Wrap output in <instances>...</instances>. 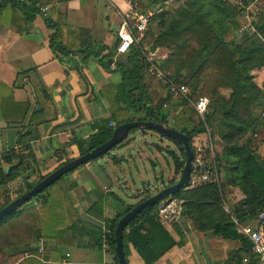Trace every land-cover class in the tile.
Listing matches in <instances>:
<instances>
[{"label": "trees", "instance_id": "trees-1", "mask_svg": "<svg viewBox=\"0 0 264 264\" xmlns=\"http://www.w3.org/2000/svg\"><path fill=\"white\" fill-rule=\"evenodd\" d=\"M11 1L20 3L19 0ZM254 1L238 0V3L232 6L234 13L231 14L224 0H186L175 14L162 15L160 27L163 32L155 37L152 49L167 47L171 51L169 58L160 65L166 74H170L169 80L178 82L181 70L191 69V76L186 82L190 94L171 92L167 81L165 86L155 78L150 81L149 74L143 70L146 63L147 68L149 67V63L143 51L138 46H133L126 61L130 64L117 63V69L122 74V83L115 87L117 93L110 100L116 127L132 121L158 123L162 119L170 127L189 137L194 152L191 180L172 197L184 201L182 216H186L194 227L200 231L211 230L214 235L225 241L237 242L238 247L231 250L226 264H244V258L251 255L250 242L238 233L236 221L240 224L251 223L264 212V158L251 145L252 137L241 144L246 134H253L257 130V125L264 127V104L256 102L260 98L264 99V91L256 85L254 75L251 74L253 70L264 66V14L258 12L255 15L252 22L255 33L243 32L237 43H228L224 39L228 30H241L235 20L236 12L246 10ZM37 2L39 0H29L28 3L20 4ZM51 20L46 19L47 27L53 30L50 48L60 62L71 63L78 55L83 56L82 58L94 56L105 68L111 67L109 60L113 58V54L109 52L102 55L107 47L97 52L87 51L82 48L80 42L74 43V39L65 36L62 24ZM77 65L73 68H77ZM159 87L167 91L164 101L157 92ZM219 88L230 89V97H219ZM178 96L182 100L178 99ZM201 97L210 100L208 112L204 117L198 114L194 106ZM169 105H172V112L166 110ZM257 109L263 111L258 116ZM197 118L199 121L196 124ZM217 123H223L228 128V132L223 136L225 148L221 155L214 158L213 168H206L203 160L196 166V147L193 139L200 134H209L212 140H215ZM114 129L102 124L97 133L78 140L76 143L80 155L87 154L110 140ZM167 139L179 146L183 157L178 158L172 153L176 170L183 172L186 161L184 148L177 141ZM124 144L125 141L114 149ZM7 165L12 166L9 171L6 170ZM198 169L202 172L201 176L208 172L210 179L195 184L194 174ZM74 171L19 210L0 220V254L17 250L14 256L24 258V264H45L38 252L40 239L46 243L45 252L47 245L52 242L56 246H70L76 242L74 235L79 218L72 202L76 183L68 179ZM222 171L227 175L228 184L239 188L244 195L243 199L228 210L223 205L227 183L215 180L216 175H220ZM49 174L42 175L30 146H27L24 152L10 150L0 154V187L20 178L25 182L24 194ZM32 177L38 178L34 184L31 183ZM149 198L151 196L145 197L140 203ZM10 202L11 200L5 201L0 210ZM136 206H129L125 213L119 214L112 223H108L114 231L111 246L116 264H119L115 253L116 227L120 219ZM184 237L185 233L177 223L172 225V231L162 224L158 205L150 207L139 213L125 229V255L127 258L131 244L145 264H154L172 248L183 246ZM35 241H38V246L30 248ZM248 264L258 262L252 259Z\"/></svg>", "mask_w": 264, "mask_h": 264}, {"label": "crops", "instance_id": "crops-1", "mask_svg": "<svg viewBox=\"0 0 264 264\" xmlns=\"http://www.w3.org/2000/svg\"><path fill=\"white\" fill-rule=\"evenodd\" d=\"M185 1L172 0L165 4V0H39L36 4L22 5L11 0H1L0 154L10 150L24 152L26 147L30 146L42 175L51 173L67 160L79 157L76 143L78 140L97 133L102 124L111 127L110 123L115 122L110 100L117 93L115 87L122 83V74L117 69V63L130 64L126 61L133 46H138L144 56L148 51L156 53L155 63L160 69L161 63L171 54L167 47L152 49L155 37L163 32L160 17L165 13L175 14ZM224 2L233 14L232 6H235L238 0ZM246 10L254 15L258 12L264 14V0H255ZM238 11L235 20L241 30H228L224 34L228 43H237L243 32L255 33L252 26L253 17L248 13L244 14L242 9ZM139 13L155 15L140 38V43L136 41L128 52L119 53L120 26L124 21L131 23ZM48 18H51L52 22L62 24L65 36L74 39V43L80 42L82 48L87 51L97 52L107 47L102 55L109 52L113 54L110 59L113 62L111 67L105 68L94 56L82 58L83 56L78 55L71 63L60 62L50 48L53 30L46 25ZM76 65L77 68L74 69ZM143 70L144 73L154 76L150 72V66L147 68V63ZM182 74L183 72L180 75ZM251 74L254 75L256 85L264 91V66L253 70ZM168 77L170 79V74ZM169 79H163L161 82L166 85ZM157 92L163 99L167 98L166 90L159 88ZM225 92L231 94L230 89L221 88L218 95L223 97ZM230 94H227L225 99H228ZM256 102L264 104V99L260 98ZM262 109H257V116L263 112ZM217 131L215 140L210 139L214 158L216 153L221 155L225 148L223 136L228 132V128L225 124L218 123ZM148 132L151 131L143 133ZM205 136L207 135L200 134L193 139L196 148H208ZM252 136H259L257 144H253V138L251 145H254L256 150L258 148L257 153L264 158L263 125H257L253 134H246L241 144L246 143ZM128 143L129 137L124 145ZM177 147L179 149V146ZM152 163L155 164L154 161ZM180 175L181 171H177L175 167L173 179L177 180ZM32 179L38 180L35 177ZM68 179L76 183L72 202L79 218L74 235L77 240L70 246L49 243L46 259L58 262L66 254H70L74 264H116L112 252H104L101 248V230L103 226H109L108 223H112L116 216L125 213L129 206H136L145 197L137 196L135 204L116 208L112 203L113 196H109L112 192L103 183L104 175H100L92 161L77 168ZM215 180L228 184L225 172L217 174ZM150 186L152 185L147 188L149 192L152 191ZM233 188L240 191L237 187ZM3 197L0 187V206L5 202ZM243 197L242 194L239 200ZM177 224L185 233L183 246L172 248L154 264H226L231 250L238 247L237 242L225 241L214 235L211 230L200 231L186 216H182ZM167 228L172 231V225ZM36 246L38 241L33 242L30 248ZM16 253L17 250H10L0 254V258L7 262L6 264H24V258L15 257ZM127 260L129 264H145L131 244Z\"/></svg>", "mask_w": 264, "mask_h": 264}, {"label": "rangeland", "instance_id": "rangeland-1", "mask_svg": "<svg viewBox=\"0 0 264 264\" xmlns=\"http://www.w3.org/2000/svg\"><path fill=\"white\" fill-rule=\"evenodd\" d=\"M244 11V14L248 13L251 15V17H253V20L255 19V15L251 11ZM137 40L140 43L139 37H137ZM182 72L183 74L180 75L177 80L180 83L186 84L191 76V69L188 70L187 68H184L181 70V73ZM153 75L155 77L149 75V80L151 81L153 78H155L158 83L163 85L161 81L164 80L158 78L156 74ZM150 81H148V83ZM159 88L163 89L162 87ZM220 89L221 88H219V90ZM225 93V97L223 96V98L228 97L230 94L227 92ZM219 94H221V92ZM177 98L181 99V97L179 96ZM165 99L166 97H164L163 101ZM166 110L172 112V105H169ZM198 121L199 118L196 119L195 123L197 124ZM258 137L255 138V136H252V139H255V142L253 141V144H257ZM205 139L208 142L206 145L208 148H196L195 165L198 166L197 164H200L198 160H203L206 168H213L214 157H212V149L210 145L211 137L209 136V134L205 136ZM223 143L225 144V141ZM253 147L255 146L253 145ZM172 152H174L178 158L183 157L177 145L163 137H160L155 132H148L147 134H144L142 131H132L129 135V143L127 145L116 148L109 154L104 155L98 160L92 162L96 164V167L100 171V175H104L103 183L112 192V194L109 196H113L114 198L112 199L113 205L116 208L120 209L124 205L135 204L138 198L137 196H154L158 193V191H160L162 186L167 188L174 184L173 181L175 182V180L173 179V176L175 174V160ZM215 155L219 156L220 154L216 153ZM152 161H154L155 164H153ZM201 174L202 172H200L199 169L195 172L194 182L196 184L201 183ZM181 175L176 180V182L180 179ZM31 181L32 184L36 182L34 181V179H32ZM24 183L25 182L23 179H17L16 181H13V183H9L7 186H2V192L4 194L3 201H13L15 198L23 194ZM149 185H152L154 187V190L150 192L147 191ZM224 194L225 204L223 205L225 206V208H227V210L229 208H232L233 205L236 204L239 201V198L242 196L241 191H237L235 188L231 187L228 184H226ZM1 259L2 258H0V264L7 263L5 261H2Z\"/></svg>", "mask_w": 264, "mask_h": 264}, {"label": "water", "instance_id": "water-1", "mask_svg": "<svg viewBox=\"0 0 264 264\" xmlns=\"http://www.w3.org/2000/svg\"><path fill=\"white\" fill-rule=\"evenodd\" d=\"M109 64H113L112 60H109ZM132 130L151 131L158 133L165 138H170L172 140L177 141L184 148L186 161L182 175L177 182L167 188L164 187L156 195L151 196V198L138 204L135 208L126 213L118 222V225L115 230V253L118 257L119 264H129L124 251L125 229L129 226L132 220L144 209L155 207L163 200L174 196L177 192L181 191L182 188L187 186L191 180L194 152L190 145L189 137L181 131L170 127L162 119L158 123L150 121H132L115 127L111 139L108 140L106 143L93 149L87 154L80 155L77 158L65 162L57 169L52 171L45 179L36 184L32 189L26 191L21 196H18L9 204H7L4 208H2L0 210V220L3 219L5 216L19 210L21 207L32 201L35 197L40 195L51 185L55 184L65 175L71 173L82 165L87 164L90 161H94L100 158L101 156L106 155L108 152L112 151L116 146L128 139ZM9 169L10 167L7 166L6 170L9 171Z\"/></svg>", "mask_w": 264, "mask_h": 264}, {"label": "built area", "instance_id": "built-area-1", "mask_svg": "<svg viewBox=\"0 0 264 264\" xmlns=\"http://www.w3.org/2000/svg\"><path fill=\"white\" fill-rule=\"evenodd\" d=\"M172 0H165V4L170 3ZM20 3H28L29 0H19ZM154 13H139L136 14L133 21L129 23L124 21L119 29L120 45L118 46L119 53H126L129 51L132 44L137 40V37L141 38L147 31L151 18ZM150 66V72L156 74L158 78L166 80L168 78L162 70L158 69L156 65V53L148 51L145 56ZM170 91L173 93H180L186 95L189 92V88L185 83L176 82L173 80L168 81ZM210 100L207 97H201L194 103L195 109L201 117H204L208 112ZM111 127H115L116 123L111 122ZM210 174L206 172L200 177L201 181H208ZM164 186L161 187L163 189ZM151 190H154L150 186ZM184 209V201L181 199L169 197L158 204V213L161 222L165 226H171L178 223L182 217ZM236 227L239 234L248 239L251 245L250 256L244 258L243 263L248 264L250 260L254 259L258 264H264V212L261 213L257 219L251 223L240 224L236 221ZM114 235V231L109 226H103L99 242L104 252H112L111 240ZM46 243L43 239L39 240L38 252L41 254V259L45 264H74L71 260V255L66 256L58 261L52 262L45 257ZM105 264V263H104Z\"/></svg>", "mask_w": 264, "mask_h": 264}]
</instances>
